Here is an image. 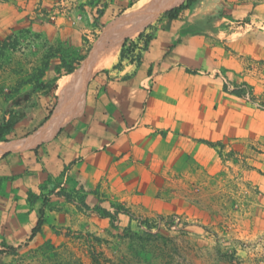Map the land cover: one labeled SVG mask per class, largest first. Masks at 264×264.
Segmentation results:
<instances>
[{"label":"crops","instance_id":"obj_1","mask_svg":"<svg viewBox=\"0 0 264 264\" xmlns=\"http://www.w3.org/2000/svg\"><path fill=\"white\" fill-rule=\"evenodd\" d=\"M95 1L108 3L103 20L140 0ZM247 2L197 0L175 19L163 15L124 40L122 58L87 84L79 117L52 140L0 157V177L16 179L5 189L40 181L41 159H47V172L65 169L64 182L86 206L72 205L86 214L115 209L120 228L130 216L184 211L190 193L200 191L201 176L209 181L214 174L216 157L205 142L243 147L264 135V112L244 97L245 85L255 84L253 72L249 65H231L233 53L264 54V10H248ZM9 15L20 20L16 9ZM238 24L247 29L231 32ZM9 206L0 200V224ZM12 208L18 212L24 204Z\"/></svg>","mask_w":264,"mask_h":264},{"label":"rangeland","instance_id":"obj_2","mask_svg":"<svg viewBox=\"0 0 264 264\" xmlns=\"http://www.w3.org/2000/svg\"><path fill=\"white\" fill-rule=\"evenodd\" d=\"M247 4L248 10H264V0ZM106 6L95 0H0V121L13 102L27 95L36 98L31 120L13 140L32 133L52 113L43 92L31 90L38 72L46 68L39 79L45 81L48 74L60 78L68 67L78 68L102 33L125 12L101 20ZM11 9L19 12L17 22L9 15ZM231 27V32L247 29L243 24ZM118 58L119 54L115 63ZM231 65H249L255 84L245 85L244 97L264 112V54L233 53ZM206 146L216 157L214 174L209 181L201 176L200 191L190 193L184 211L130 216L127 235L111 229L115 219L86 214L72 205L79 201V191L64 182L65 169L47 172V159H41L40 181L30 182L29 188L5 189L16 179L0 177V200L10 203L0 224V264H264V135L243 147ZM18 203L24 208L17 212L12 207ZM39 219L44 227L31 237Z\"/></svg>","mask_w":264,"mask_h":264},{"label":"bare ground","instance_id":"obj_3","mask_svg":"<svg viewBox=\"0 0 264 264\" xmlns=\"http://www.w3.org/2000/svg\"><path fill=\"white\" fill-rule=\"evenodd\" d=\"M183 0H140L106 29L90 56H87L72 73L57 81V108L47 122L23 138L0 142V157L8 152L28 151L53 139L60 127L68 124L84 105L89 81L100 71L112 67L122 42L135 38L160 15Z\"/></svg>","mask_w":264,"mask_h":264},{"label":"trees","instance_id":"obj_4","mask_svg":"<svg viewBox=\"0 0 264 264\" xmlns=\"http://www.w3.org/2000/svg\"><path fill=\"white\" fill-rule=\"evenodd\" d=\"M196 2H197V0H183L181 3L176 4L174 7H172L168 11L164 12L163 15H165L169 19H175L179 14L183 13L186 10H189L194 4H196ZM125 40H127V39H125ZM123 53L124 52H123V46H122L120 53H119L120 58H122ZM45 70H46V68L41 69L38 72L37 78L33 80L34 83L32 84L31 90L42 91L46 100H48L50 102L51 108H54V106L56 104L55 90L57 87V81L59 79V77H58L59 72H56V74H58V75H55L54 77H51V75L48 74L47 79L45 81H39V79L43 77ZM74 70H75L74 67H68L64 71L65 75L72 73ZM48 72H49V70H48ZM51 81H52V83H50ZM30 83H31V80L23 81L22 83L19 84L18 88H20L23 85L30 84ZM18 88L16 90H18ZM234 94L241 95V93L239 91L235 92ZM35 99L36 98L30 99V97L27 95V97L21 98L18 101L13 102L12 105L7 107L6 112H5L6 115L0 121V142H7V141L15 139L16 138V131L20 127H22L25 123H27L28 121L31 120V112L35 106ZM48 116L45 118L44 121H46L48 119ZM204 144L212 147V146L217 145L219 143L205 142ZM6 156H9V155L6 154L3 157H6ZM67 199H70V197L67 196ZM34 201H35V199L33 200V202ZM78 202L83 204V206H86L83 203V198H79ZM94 211L96 214H98L103 219H108V220L112 221L115 218V216H113L106 209H102L100 207H95ZM113 223H114V221L111 222V224H110L111 229H113L117 232H120L119 233L120 235L123 233L125 235H127V232L130 231V228H129L130 226L125 227V228H117V227H114ZM42 226H44V224L42 223V219H39L37 221V223L35 224V226L32 228L31 237H33L34 235L39 233L41 231ZM141 234L151 237V235H149L148 233H145V232H142Z\"/></svg>","mask_w":264,"mask_h":264},{"label":"water","instance_id":"obj_5","mask_svg":"<svg viewBox=\"0 0 264 264\" xmlns=\"http://www.w3.org/2000/svg\"><path fill=\"white\" fill-rule=\"evenodd\" d=\"M94 49H95V47L92 48V50L89 52L88 56L91 55V53L94 51ZM57 105H58V104H57V100H56V104H55V106H54V108H53V110H52V113H51L50 117L52 116L53 112H54L55 109L57 108ZM50 117H49L45 122H47V121L50 119Z\"/></svg>","mask_w":264,"mask_h":264},{"label":"built area","instance_id":"obj_6","mask_svg":"<svg viewBox=\"0 0 264 264\" xmlns=\"http://www.w3.org/2000/svg\"><path fill=\"white\" fill-rule=\"evenodd\" d=\"M110 213H111L113 216H115L118 212H117V210H115V209H111V210H110ZM122 213H124V212H122Z\"/></svg>","mask_w":264,"mask_h":264}]
</instances>
